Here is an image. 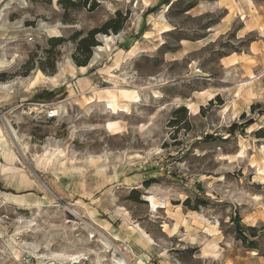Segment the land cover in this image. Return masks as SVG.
<instances>
[{"label":"rangeland","instance_id":"374dc122","mask_svg":"<svg viewBox=\"0 0 264 264\" xmlns=\"http://www.w3.org/2000/svg\"><path fill=\"white\" fill-rule=\"evenodd\" d=\"M117 12L78 66V36ZM4 24L0 264H264V69L243 55L264 0H4Z\"/></svg>","mask_w":264,"mask_h":264},{"label":"trees","instance_id":"16d2710c","mask_svg":"<svg viewBox=\"0 0 264 264\" xmlns=\"http://www.w3.org/2000/svg\"><path fill=\"white\" fill-rule=\"evenodd\" d=\"M90 0H61V3L63 5L70 4L72 6H84L87 7L89 5ZM96 7H98V3H93L90 7V10H94ZM125 17L121 12H117L116 17L110 19L107 21L102 27L100 28H94L90 30L85 36L81 37L78 40L77 44V51L73 55L74 61L78 66H87L89 63V60L92 56V49L93 47L97 46L99 42L97 41V35L98 34H109L111 31L114 33H118L122 28L123 24L125 22ZM79 35V34H78ZM77 38V39H78ZM65 39L63 37H53L49 40V43L53 46H59L63 44ZM9 76L7 73H0V80L5 81L7 80ZM256 107L255 104L251 106L252 109ZM181 111H185V108L180 109ZM243 114L241 117H244ZM178 119L176 118L174 123H177ZM146 185L149 183L146 182ZM133 196L137 199L140 198V192L139 191H133ZM203 203V201H201ZM186 206L190 204V198H187L184 202ZM233 222L236 224V231L238 232V238L242 239L243 241H246V235L245 232H249L252 235H257L258 228L256 226H246L241 223V219L239 216H235L233 218ZM251 246H254V243H251Z\"/></svg>","mask_w":264,"mask_h":264},{"label":"crops","instance_id":"0c3cea01","mask_svg":"<svg viewBox=\"0 0 264 264\" xmlns=\"http://www.w3.org/2000/svg\"><path fill=\"white\" fill-rule=\"evenodd\" d=\"M3 2H4V0H0V5ZM255 23L256 22L254 20L250 22V24L252 26H254ZM9 28H10V26L8 24L1 25L0 26V37L3 35V33H5V31H8ZM254 29H255V27H251V29H249L250 30L249 32H252ZM243 55L249 57V59H246V60H247V62H250V63L249 64L247 63V66L245 65V68L247 69V71H251L253 74H255L257 70L260 71L261 69H264V42L261 43L260 41H253L249 46V54L243 53ZM10 57H13V55ZM7 59H8V56H7ZM242 60H243L242 55H236V56L232 55V56H229L227 58V63L232 65V66H236V65L240 64V62H242ZM0 61L3 62L2 60H0ZM1 66H4V65H2V63H0V68H2ZM1 70L2 69H0V73H2ZM14 88H15V85H13L12 83H10L8 81L0 80V102H3L4 100H8V98L12 94H16L14 92ZM4 102H6V101H4ZM20 102H24V100L22 99L21 101H18L17 104H14L12 107V110H14V111L17 110L16 106H18ZM251 104H252V101L247 102V104H245L244 108L246 109V108L250 107ZM18 108H19V106H18ZM245 109H243V110H245ZM15 173L18 174L19 172H15ZM1 174H3V172L0 169V175ZM16 182H14V183L11 182L10 184H12V186H16L17 185ZM56 182H57V184H59L58 187H59V190L61 191V193H64V194H67V192L71 193L69 187H67L64 183H62L61 181H56Z\"/></svg>","mask_w":264,"mask_h":264},{"label":"built area","instance_id":"2783aa9c","mask_svg":"<svg viewBox=\"0 0 264 264\" xmlns=\"http://www.w3.org/2000/svg\"><path fill=\"white\" fill-rule=\"evenodd\" d=\"M30 40H32V37H30ZM27 106L26 109L29 110L28 114H41L45 113L47 119H54L57 117L56 112L54 109L50 108V103L43 102V101H27V102H21L20 106ZM205 138H208V134H204Z\"/></svg>","mask_w":264,"mask_h":264},{"label":"bare ground","instance_id":"6f19581e","mask_svg":"<svg viewBox=\"0 0 264 264\" xmlns=\"http://www.w3.org/2000/svg\"><path fill=\"white\" fill-rule=\"evenodd\" d=\"M107 37L109 38V36H107ZM100 50H101V48H100ZM102 50H103V48H102ZM56 115H57V113H56ZM147 201H149L153 207H158V201L155 199V197L153 195H148Z\"/></svg>","mask_w":264,"mask_h":264}]
</instances>
